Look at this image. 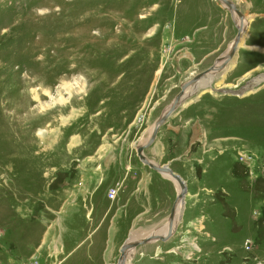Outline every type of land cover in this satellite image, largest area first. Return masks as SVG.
<instances>
[{
    "label": "rangeland",
    "instance_id": "1",
    "mask_svg": "<svg viewBox=\"0 0 264 264\" xmlns=\"http://www.w3.org/2000/svg\"><path fill=\"white\" fill-rule=\"evenodd\" d=\"M232 1L248 20L233 58L144 149L186 183L175 230L133 248L127 264H264V0ZM236 33L218 0H0V264L53 248L63 257L77 241L61 253L59 215L102 170L131 181L142 171L145 210L129 235L160 232L178 185L136 146ZM104 236L61 264H116L119 245L101 258Z\"/></svg>",
    "mask_w": 264,
    "mask_h": 264
},
{
    "label": "crops",
    "instance_id": "2",
    "mask_svg": "<svg viewBox=\"0 0 264 264\" xmlns=\"http://www.w3.org/2000/svg\"><path fill=\"white\" fill-rule=\"evenodd\" d=\"M131 173L136 174V172L133 171H131ZM129 174V171H123L117 167V169L113 171L108 172L107 170H102L99 171V173H94L89 176V178H92V181L87 182L88 185L90 184L89 186L87 185L88 192L85 195L83 194L82 198L79 194L78 196L75 195L74 201L71 206H69V209H65L66 207L63 208L61 215H59L60 219L57 223L61 230L57 242L60 243L59 245L62 247L61 253L71 242L77 241V244L78 242L99 241L101 240L99 239L101 234L105 235V239L103 238L102 240L105 244L102 246L101 258L105 259L106 257H112L113 251L118 245L120 249L121 244L127 239V236L131 232V226L138 221L139 215H142L145 210L143 201L141 200L143 190L139 188H142L144 185L143 173L141 171L139 175H135L136 181H131L133 175ZM128 185L131 186L129 191H127ZM136 187H138L139 190H135ZM110 188L116 189V201H110L107 196V191ZM94 189L101 191L97 192L99 194L98 196L102 197L99 201H92L93 197L91 191ZM138 204L141 205L139 212L135 211L131 214L132 210L137 209ZM86 226H88V229L85 234L83 227ZM68 231H71L73 234L70 235ZM76 244L68 248L70 250H68L63 257H60L58 249L55 250V248L46 253V256L43 255L44 250H39L35 257L39 260L40 264H61L62 260L66 263L68 258H70L68 263H71L73 261L71 259L77 255H73L75 246H77ZM40 257H44V263L40 260ZM80 257L82 256L79 254V258ZM27 260H29V257L21 261L26 262ZM45 260H47L48 263H45Z\"/></svg>",
    "mask_w": 264,
    "mask_h": 264
},
{
    "label": "water",
    "instance_id": "3",
    "mask_svg": "<svg viewBox=\"0 0 264 264\" xmlns=\"http://www.w3.org/2000/svg\"><path fill=\"white\" fill-rule=\"evenodd\" d=\"M224 7L229 11L231 17L233 18L234 24L237 27V33L231 43L230 47L226 51L224 55L219 57L211 66L207 69L203 70L192 76V78L187 79L181 84L180 91L174 96L171 103L164 109V111L157 117V119L153 123V127L150 131L148 138L141 144L136 146V154L139 160L150 167L151 169L165 175L172 179L178 185V191L176 193V197L171 205L168 217H167V231L164 234L161 233H150L147 236H144L140 239H133L130 235L128 238L121 244L119 249V257L117 259L116 264H127V256L129 252L138 245L153 241V240H167L174 232L176 225V214H177V205L179 201H184L187 187L184 179L177 174L173 169L169 166V163L159 164L149 159L145 153L144 149L150 146L156 138L159 128L165 124L168 120L169 116L172 114L174 109L179 105L181 100V95L184 90L190 86H193L196 82H199L203 78H208L209 75H213L216 71L223 68L225 64L232 58L233 54L236 52L238 44L241 40V37L244 33L243 28V20L244 14L237 8L236 4L232 0H218ZM236 15L237 20L234 18ZM245 87H241L239 89H225L218 88L213 89L217 92H222L223 94L230 95H243L245 91H243Z\"/></svg>",
    "mask_w": 264,
    "mask_h": 264
},
{
    "label": "bare ground",
    "instance_id": "4",
    "mask_svg": "<svg viewBox=\"0 0 264 264\" xmlns=\"http://www.w3.org/2000/svg\"><path fill=\"white\" fill-rule=\"evenodd\" d=\"M224 7V6H223ZM225 8V7H224ZM227 10V9H226ZM228 11V10H227ZM229 12V11H228ZM234 18L235 19H237V17H236V15L234 16ZM248 26V20L245 18V15H244V20H243V28H244V31L246 30V27ZM242 38V37H241ZM240 42H241V40H240ZM240 42H239V44H238V47H239V45H240ZM235 54V53H234ZM234 54H233V56H234ZM233 56H232V58H233ZM231 58V59H232ZM231 59L226 63V66H227V64L231 61ZM225 68V67H224ZM223 68V69H224ZM192 78V77H191ZM190 78V79H191ZM213 79V78H212ZM209 81H210V83H211V77H210V75L208 76V78H207V81L205 80V79H201L199 82H196L193 86H190V87H188V88H186L185 90H184V92L182 93V95H181V100H180V105L182 104V102H183V100L186 98V96L189 94V93H191L192 91H194V90H196L197 88H199L200 86H208V85H210V83H209ZM208 84V85H207ZM212 90L213 89H215L216 90V88H212V87H210ZM248 88H245V89H243V91H245V90H247ZM214 90V91H215ZM185 93H187V94H185ZM152 127H153V125H152ZM152 127H151V129H152ZM151 131V130H150ZM148 138V137H147ZM146 138V139H147ZM183 203H184V201H179L178 202V205H177V212H179V210H181L182 209V207H183ZM167 231V221L165 222V225H163L162 227H161V231L160 232H158V233H161V234H164L165 232Z\"/></svg>",
    "mask_w": 264,
    "mask_h": 264
},
{
    "label": "built area",
    "instance_id": "5",
    "mask_svg": "<svg viewBox=\"0 0 264 264\" xmlns=\"http://www.w3.org/2000/svg\"><path fill=\"white\" fill-rule=\"evenodd\" d=\"M107 195L111 199L114 198L116 196V189L115 188H111L108 191ZM24 264H39V262L36 259L32 258V259L27 260V262H25Z\"/></svg>",
    "mask_w": 264,
    "mask_h": 264
}]
</instances>
